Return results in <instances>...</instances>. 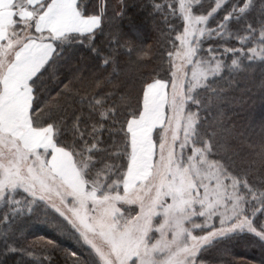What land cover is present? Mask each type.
<instances>
[{"label":"snow or ice","instance_id":"1","mask_svg":"<svg viewBox=\"0 0 264 264\" xmlns=\"http://www.w3.org/2000/svg\"><path fill=\"white\" fill-rule=\"evenodd\" d=\"M253 90L264 0H0V264L264 249V116L229 115Z\"/></svg>","mask_w":264,"mask_h":264},{"label":"trees","instance_id":"2","mask_svg":"<svg viewBox=\"0 0 264 264\" xmlns=\"http://www.w3.org/2000/svg\"><path fill=\"white\" fill-rule=\"evenodd\" d=\"M151 36V33H148ZM148 43H153L152 39L148 40ZM129 74L135 77H139V73L136 69H130ZM256 76L259 77V70L256 71ZM251 98L248 99L246 108L242 111L240 108H235L234 113H229L237 122L242 121L246 117H254L259 120L264 116V107L261 106L258 94H255V90L250 94ZM30 233L34 235H27V241H36L37 243V255H40L39 245L42 239H57L61 243L63 248H72V242L64 237H58V234L52 232V230L45 224H34L28 229ZM232 257L237 261V264L241 260L256 261L257 264H264V249L259 244L250 243L246 238L238 239L234 247L232 248ZM19 257H12L10 264H15V261L19 260ZM27 257L25 261L27 262Z\"/></svg>","mask_w":264,"mask_h":264}]
</instances>
